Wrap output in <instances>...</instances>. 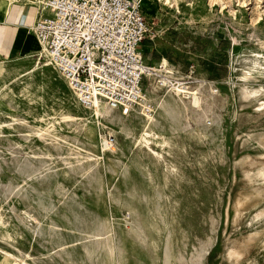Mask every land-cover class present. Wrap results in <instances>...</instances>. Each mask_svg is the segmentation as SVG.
Segmentation results:
<instances>
[{
	"label": "rangeland",
	"instance_id": "1",
	"mask_svg": "<svg viewBox=\"0 0 264 264\" xmlns=\"http://www.w3.org/2000/svg\"><path fill=\"white\" fill-rule=\"evenodd\" d=\"M143 5V61L204 81L199 110L96 125L43 55L0 62V264H264V0Z\"/></svg>",
	"mask_w": 264,
	"mask_h": 264
},
{
	"label": "built area",
	"instance_id": "2",
	"mask_svg": "<svg viewBox=\"0 0 264 264\" xmlns=\"http://www.w3.org/2000/svg\"><path fill=\"white\" fill-rule=\"evenodd\" d=\"M11 1L36 8L30 31L85 109L95 111L105 103L113 109L152 113L154 104L142 85L149 75L160 87H180L182 94L191 88L190 80L170 77L165 64L143 61L141 45L148 33L144 0Z\"/></svg>",
	"mask_w": 264,
	"mask_h": 264
},
{
	"label": "bare ground",
	"instance_id": "3",
	"mask_svg": "<svg viewBox=\"0 0 264 264\" xmlns=\"http://www.w3.org/2000/svg\"><path fill=\"white\" fill-rule=\"evenodd\" d=\"M26 4V3H25ZM35 55H42V52H41V50H40V48L39 47H37L36 49H34L33 51H31L28 55H26V56H24L25 58L26 57H33V56H35ZM40 58V57H39ZM37 63V62H36ZM38 64V63H37ZM44 66H50V63H49V60L47 59L46 60V62H45V64H44ZM204 86H206L205 85V83H204V81L202 82H199V83H197L196 84V86H194V87H192V88H190L189 90H188V92H187V94H182V89L180 88V87H172L171 88V90H170V92L169 91H167V93L165 94V95H157L154 91L156 90V85L155 84H153V82H152V87H151V92H148L149 93V97H150V95L152 94V92H153V96H154V94L155 95H157L158 96V101H157V104H154L153 105V111H152V113H150V114H144V112H142V110H139V109H137V108H134L133 110H132V113H130V112H128V111H125V110H122V109H119V108H116V109H113V108H111V107H109L108 105H106L105 103H100L99 104V106H98V108L97 109H95V113H94V115H95V117H94V121H93V123H95L96 125L97 124H100L101 126H104V124L102 123V121H101V119L102 118H109V119H111V120H113V122H118V123H120V124H122V126H124V124H126L128 121L129 122H132L133 124H140L141 126H142V130H143V132H142V135H148V134H153L155 137H158V136H162V134H161V130H160V120H161V118H163V117H167V115H169L170 113H173V112H179L180 113V111H183V113H185L184 114V118H188V116H189V109H197V108H199L200 106H201V102L203 101V95H204ZM216 91V90H215ZM208 92H210V91H208ZM207 92V93H208ZM211 92H214V89H212L211 88ZM209 94H211V93H208V95ZM252 95H254V94H252ZM148 97V98H149ZM221 98V97H220ZM211 100V99H210ZM214 100H216V98L214 99ZM153 101V100H152ZM209 101V100H208ZM210 102V101H209ZM215 102V101H214ZM263 102V101H262ZM264 103V102H263ZM206 104V103H205ZM212 104H214L213 103V101H212ZM208 105V104H207ZM208 107V106H207ZM205 109V108H204ZM197 110H199V109H197ZM93 112H94V110H93ZM201 112H203V110L201 111ZM179 113H178V115H179ZM190 113H192L191 111H190ZM197 113H199V112H197ZM207 113V112H206ZM193 114V113H192ZM203 114H205V113H203ZM175 115V114H174ZM196 115V114H195ZM199 115H201V113L200 114H198L197 115V117L199 116ZM203 116H205V115H203ZM203 116H201V117H203ZM71 116H69V115H64L63 116V118L65 119V120H69V118H70ZM175 118H176V116H174ZM178 117V116H177ZM200 116L198 117V119L199 118H201ZM104 118V119H105ZM179 118V117H178ZM180 118H181V116H180ZM193 118H195V117H193ZM105 119V120H106ZM164 119V118H163ZM177 119V118H176ZM182 119V118H181ZM203 119V118H202ZM205 119V118H204ZM203 119V120H204ZM73 120V119H72ZM180 120V119H179ZM187 120V119H186ZM185 120V121H186ZM190 121V120H189ZM208 121V120H207ZM167 123L169 122V121H166ZM165 122V123H166ZM177 122V121H176ZM179 122V121H178ZM184 122V121H183ZM197 122V121H196ZM180 123V122H179ZM198 123V122H197ZM112 124V123H111ZM173 124V123H172ZM127 125V124H126ZM174 125H175V123H174ZM181 127H180V129H184L185 128V130H186V127H187V124H182V125H180ZM189 126V125H188ZM168 126H166V128H167ZM190 127V126H189ZM178 128H179V126H178ZM120 129H122V128H120ZM168 129V128H167ZM190 129V128H189ZM192 129V128H191ZM199 129H200V127H199ZM198 129V130H199ZM77 130V129H76ZM124 130V129H123ZM122 130V131H123ZM126 130V129H125ZM201 130H203V129H201ZM188 131V130H187ZM204 131V130H203ZM121 132V131H120ZM38 133V132H37ZM127 133V135H128V132H126ZM39 134V133H38ZM88 135H90V136H93L94 135V130L92 129V128H90L89 129V131H88ZM130 135V134H129ZM40 136V135H39ZM133 136V135H132ZM42 137V136H41ZM43 138V137H42ZM48 138V137H47ZM101 139V143H102V146H103V148L104 149H106V148H108V146H110L107 142H106V139H105V136H103V135H101V137H100ZM127 138V137H126ZM143 138V137H142ZM43 140V139H42ZM112 145V144H111ZM55 147V146H54ZM53 147V148H54ZM112 147V146H111ZM56 149V148H55ZM119 149V148H118ZM111 150H115V148H111ZM83 151V150H82ZM94 155V154H93ZM89 157V156H88ZM83 159V158H82ZM88 159V158H87ZM29 177V176H28ZM28 180V179H27ZM26 180V181H27ZM25 181V182H26ZM95 188V187H94ZM133 188V187H132ZM96 189V188H95ZM97 190V189H96ZM131 190H133V189H131ZM134 191V190H133ZM110 197V196H109ZM118 201V200H117ZM26 208V207H25ZM27 209V208H26ZM135 209V208H134ZM22 211V210H21ZM131 211V210H130ZM129 211V212H130ZM30 212V211H29ZM22 213V212H21ZM156 213H158V212H156ZM133 214H135V212H133ZM159 214V213H158ZM160 215V214H159ZM158 215V216H159ZM22 217H23V215H22ZM136 217H138V216H136ZM21 218V217H20ZM26 218V217H25ZM24 218V219H25ZM34 218V217H33ZM28 219V218H27ZM26 219V220H27ZM133 219V218H132ZM137 219H139V218H137ZM30 220V219H29ZM29 220H27V221H29ZM136 220V219H135ZM131 221V220H130ZM159 221V220H158ZM96 222H98V221H96ZM126 222H127V220H126ZM133 223V222H132ZM40 224V223H39ZM42 224V223H41ZM99 225V224H98ZM131 225V224H130ZM101 227V226H100ZM132 227V226H131ZM128 228V227H127ZM133 230V229H132ZM37 232V231H36ZM96 232V231H95ZM89 233V232H88ZM110 233V232H109ZM92 234V233H91ZM88 235V234H87ZM93 235V234H92ZM92 235H90V238H91V236ZM94 235H96V234H94ZM101 235H103L102 234V230H101ZM101 235H98V236H101ZM97 236V235H96ZM104 236V235H103ZM102 236V237H103ZM88 238V237H87ZM97 238V237H96ZM100 238V237H99ZM98 238V239H99ZM103 239V238H102ZM101 239V240H102ZM92 240V239H91ZM90 240V241H91ZM94 240V239H93ZM100 240V241H101ZM135 240V239H134ZM98 241V240H97ZM207 241H209V240H207ZM96 242V241H95ZM103 242V241H102ZM101 242V243H102ZM210 242V241H209ZM100 243V242H99ZM235 244V243H234ZM108 245V244H107ZM168 245H170V244H168ZM109 246V245H108ZM96 247V246H95ZM94 247V248H95ZM104 248V247H103ZM109 248V247H108ZM209 248V246L207 245L206 247H204V253L207 251V249ZM101 249V248H100ZM88 251V250H87ZM89 252V251H88ZM94 252V251H93ZM95 254V253H94ZM24 255V257L25 258H27V259H29L31 256H30V254H28V253H25V254H23ZM11 256V255H10ZM49 256V255H48ZM47 256V257H48ZM119 256V255H118ZM12 257V256H11ZM36 257V256H35ZM38 257V256H37ZM36 257V258H37ZM41 257V256H40ZM24 258V259H25ZM32 258V257H31ZM52 258V257H51ZM24 259H22V258H17V257H14V260L16 261H20V262H24ZM34 259V258H33ZM38 259V258H37ZM40 259V258H39ZM45 259H46V257H45ZM44 261V260H43ZM41 262V261H40ZM46 263V262H45ZM52 263V262H51ZM54 263V262H53ZM43 264H44V262H43Z\"/></svg>",
	"mask_w": 264,
	"mask_h": 264
},
{
	"label": "crops",
	"instance_id": "4",
	"mask_svg": "<svg viewBox=\"0 0 264 264\" xmlns=\"http://www.w3.org/2000/svg\"><path fill=\"white\" fill-rule=\"evenodd\" d=\"M35 18L36 8L33 5L0 0V62L24 57L37 47L40 48L35 35L30 31Z\"/></svg>",
	"mask_w": 264,
	"mask_h": 264
}]
</instances>
